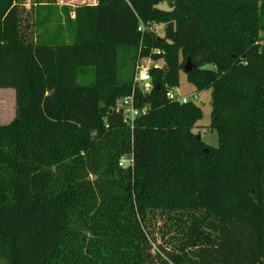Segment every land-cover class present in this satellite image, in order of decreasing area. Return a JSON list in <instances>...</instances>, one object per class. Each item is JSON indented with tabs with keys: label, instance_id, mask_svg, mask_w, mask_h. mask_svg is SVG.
Segmentation results:
<instances>
[{
	"label": "trees",
	"instance_id": "1",
	"mask_svg": "<svg viewBox=\"0 0 264 264\" xmlns=\"http://www.w3.org/2000/svg\"><path fill=\"white\" fill-rule=\"evenodd\" d=\"M188 60L217 147L166 97ZM0 90V264H264V0H0Z\"/></svg>",
	"mask_w": 264,
	"mask_h": 264
},
{
	"label": "rangeland",
	"instance_id": "2",
	"mask_svg": "<svg viewBox=\"0 0 264 264\" xmlns=\"http://www.w3.org/2000/svg\"><path fill=\"white\" fill-rule=\"evenodd\" d=\"M92 0H58L60 6H82L91 5ZM161 9L166 10L167 5L161 4ZM161 33L160 28H156ZM93 82V76L87 75L82 85H88ZM175 96H193L197 95L198 100L193 103L198 106L203 113L202 120L197 124L195 133L201 136L202 141L211 147H217L218 134L215 130L210 129L211 112H212V98L210 91L196 92L195 87L188 83L186 75L181 73L180 85L177 89L172 90ZM16 117L15 95L12 90H0V126L9 125Z\"/></svg>",
	"mask_w": 264,
	"mask_h": 264
},
{
	"label": "built area",
	"instance_id": "3",
	"mask_svg": "<svg viewBox=\"0 0 264 264\" xmlns=\"http://www.w3.org/2000/svg\"><path fill=\"white\" fill-rule=\"evenodd\" d=\"M138 31L141 33H146V32H154V28L150 27L147 28L143 24H141L138 28ZM153 54H158V50H154L152 52ZM149 58H143L139 56L135 63V71H134V79H133V91L131 95L128 97L122 99L118 104H117V111L121 113L123 123L129 127L131 130L134 129L136 120L140 118L143 114L146 113L147 108L141 109L138 108V105L136 103V93L138 89L140 90L141 94H149L152 89V79L150 76V60ZM167 99L171 102L174 103H179V104H189L193 103L194 101H197V95L193 96H175L172 91H170L166 95ZM133 160L132 159H124L121 161L120 166L124 165H132Z\"/></svg>",
	"mask_w": 264,
	"mask_h": 264
},
{
	"label": "water",
	"instance_id": "4",
	"mask_svg": "<svg viewBox=\"0 0 264 264\" xmlns=\"http://www.w3.org/2000/svg\"><path fill=\"white\" fill-rule=\"evenodd\" d=\"M194 66L191 64L190 60L187 61L185 67H184V74L187 75L194 71ZM199 140H201V137H198Z\"/></svg>",
	"mask_w": 264,
	"mask_h": 264
},
{
	"label": "crops",
	"instance_id": "5",
	"mask_svg": "<svg viewBox=\"0 0 264 264\" xmlns=\"http://www.w3.org/2000/svg\"><path fill=\"white\" fill-rule=\"evenodd\" d=\"M92 1H94V3L93 4H91L92 6L93 5H95L96 4V0H92ZM60 6V5H59ZM69 7H72V6H69ZM72 8H74V7H72Z\"/></svg>",
	"mask_w": 264,
	"mask_h": 264
}]
</instances>
